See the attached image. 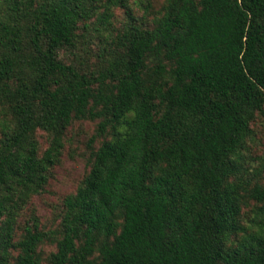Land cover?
<instances>
[{
  "label": "trees",
  "instance_id": "1",
  "mask_svg": "<svg viewBox=\"0 0 264 264\" xmlns=\"http://www.w3.org/2000/svg\"><path fill=\"white\" fill-rule=\"evenodd\" d=\"M131 3L0 0V264H264V0H165L150 21ZM91 20L84 69L61 51ZM80 120L98 144L57 226L19 225Z\"/></svg>",
  "mask_w": 264,
  "mask_h": 264
},
{
  "label": "rangeland",
  "instance_id": "2",
  "mask_svg": "<svg viewBox=\"0 0 264 264\" xmlns=\"http://www.w3.org/2000/svg\"><path fill=\"white\" fill-rule=\"evenodd\" d=\"M165 0H143V4L137 0H131L134 14L140 16L144 21H150L161 9ZM149 2V7L148 3ZM125 20L124 12L121 7L114 8L111 28L115 31L122 28ZM87 30L79 29V34L83 37L78 38L77 47L71 52L62 50L61 57L67 62L74 61L80 64L82 68H93L97 64L96 52L99 43V37L94 31L95 23L90 21ZM253 134L249 139V167H257L264 162V122L255 119L252 123ZM95 129V121L80 120L74 121L67 129L65 135V144L60 162L52 169L51 177L45 186V189L31 198L27 206L23 209L19 217V225L25 222H31V217L36 215L43 228L56 227L62 212V201L65 196L75 193L79 183L89 169V157L91 149L96 147L98 141L91 147L88 146L90 137ZM42 149L45 148L47 139L45 135L39 136ZM247 153V152H246ZM260 180L264 182V169L261 172ZM44 256H47L52 250L53 245L42 244L40 246Z\"/></svg>",
  "mask_w": 264,
  "mask_h": 264
}]
</instances>
